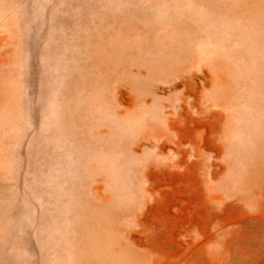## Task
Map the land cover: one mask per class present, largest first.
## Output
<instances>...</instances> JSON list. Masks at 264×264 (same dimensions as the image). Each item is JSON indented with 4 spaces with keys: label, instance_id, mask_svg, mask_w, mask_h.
I'll list each match as a JSON object with an SVG mask.
<instances>
[{
    "label": "rangeland",
    "instance_id": "1",
    "mask_svg": "<svg viewBox=\"0 0 264 264\" xmlns=\"http://www.w3.org/2000/svg\"><path fill=\"white\" fill-rule=\"evenodd\" d=\"M0 264H264V0H0Z\"/></svg>",
    "mask_w": 264,
    "mask_h": 264
},
{
    "label": "crops",
    "instance_id": "2",
    "mask_svg": "<svg viewBox=\"0 0 264 264\" xmlns=\"http://www.w3.org/2000/svg\"><path fill=\"white\" fill-rule=\"evenodd\" d=\"M190 143H187L186 146H189L192 148V155L189 158V160L181 161V156L183 152L184 144H178L177 147L173 149V151H168L169 154L175 153L176 155H179V160L170 162L171 166L167 167V170L172 171L173 169H178L180 175L184 178H196L195 183L192 184L191 181L185 182V186L191 191L193 188V192H200L208 194L212 188V184H209L207 182V175L205 173L204 167H203V160L201 154L198 153L197 146L199 145L200 138H194L190 139ZM177 164H180V166L176 167ZM148 171V170H147ZM199 222H201V225L204 227L205 231L210 228L211 225V219L204 215L200 216ZM185 224L180 219L174 218L171 221H169V224L167 225L168 228V238L167 240L171 242L173 239L174 233L177 232L181 227H183ZM208 231V230H207ZM179 246L171 245L169 246V252L173 254H177L179 251ZM156 255V254H155ZM157 258V255L155 256Z\"/></svg>",
    "mask_w": 264,
    "mask_h": 264
}]
</instances>
